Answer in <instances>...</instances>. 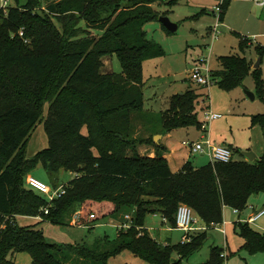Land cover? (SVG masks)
Listing matches in <instances>:
<instances>
[{"label": "trees", "instance_id": "trees-1", "mask_svg": "<svg viewBox=\"0 0 264 264\" xmlns=\"http://www.w3.org/2000/svg\"><path fill=\"white\" fill-rule=\"evenodd\" d=\"M13 1L0 9V264H11L9 255L21 251L31 254L33 264H108L124 250L153 264H185L202 247L207 230L193 233L189 242L163 244L145 227L148 213L161 212L177 227L179 205L187 204L212 228L224 222L225 206L242 212L253 195L264 192V153L252 162L233 158L197 167L189 160L174 172L164 156L166 147L154 141L156 134L203 123L201 93L193 88L173 95L162 112L144 109V64L166 55L145 27L159 20L154 4L163 0ZM230 3L224 4L222 19ZM239 36L244 52L252 41ZM256 50L263 57L264 46ZM113 54L122 72H102L103 57ZM220 61L213 76L227 89L242 86L253 67L244 54L222 55ZM253 73L264 99L262 71ZM136 117L160 130L147 140L136 138ZM41 121L49 146L28 157L29 138ZM252 123L264 135V113L254 114ZM144 142L156 147L155 156L140 154ZM38 165L53 181L62 171L76 174L51 203L27 183ZM78 212L80 224L126 214L132 222L115 239L70 244L77 257L49 242L42 229L19 223L40 216L70 224ZM236 229L244 239L241 249L264 253V232L243 220ZM224 253L225 248L212 246L210 258L198 264H226L237 254Z\"/></svg>", "mask_w": 264, "mask_h": 264}, {"label": "rangeland", "instance_id": "rangeland-1", "mask_svg": "<svg viewBox=\"0 0 264 264\" xmlns=\"http://www.w3.org/2000/svg\"><path fill=\"white\" fill-rule=\"evenodd\" d=\"M1 3L0 0V5ZM13 3V0H9L8 6ZM217 3V0H163L154 4L160 12V16H168L179 27L177 31L168 33L163 28L160 20L151 21L145 27L148 37L159 42L165 49L166 55L148 60L144 64V109L147 113L162 112L168 108L170 97L180 92L184 93L189 88L196 89L198 93H201L198 104L200 119L204 120L207 107L221 116V118L210 124L208 135L214 142H225L233 145L235 149L233 153L237 155L236 157L244 160L241 152L246 151L248 148H252V151L256 154L259 152L258 155L264 153L263 131L259 125H253L252 123L253 114L264 113V99L258 95L253 73L260 56L256 46H264V7L257 6L251 1L231 0L229 7L226 9L225 17L218 27L220 33L214 38L209 30L215 28L217 23V17L212 13ZM239 35L249 36L252 41L251 46L244 52L240 49L241 38ZM229 54H244L253 63L252 70L245 78L242 86L233 89L224 88L216 76L212 77L211 84L206 87L192 80L190 76L192 69L197 66L205 68L207 62L204 61L206 60L209 61L212 70L220 69L222 66L220 57ZM258 68L261 69L264 78V55ZM122 69V64L116 54L103 57L102 72H122ZM247 91L254 92L256 98L251 99L247 95ZM207 94L209 99H206ZM215 105L218 108L215 109ZM217 109L218 111H216ZM47 110L48 104L45 107V112ZM135 127V137L144 140H147L156 130H160V128L154 129V127L145 125L139 117L138 119L136 117ZM202 133L196 125L179 127L173 130L172 145L177 150L186 149L183 141H195L200 138ZM159 142L161 143V139ZM145 144L153 145L147 142L139 144L140 154ZM48 146L49 137L44 123L41 121L29 138L27 155L33 157ZM155 151L157 153L156 147ZM201 157L206 156L200 153L192 156L193 164L204 166L209 163V161H206L202 165L199 164L197 160ZM31 175L50 184L54 182L65 184L76 176L73 172L62 171L58 181H53L55 177L42 165H38L32 170ZM252 198H255L256 209H262L264 206V192L253 195ZM231 209V216L234 219L231 221L229 240L232 246L233 237L239 238L241 236L236 229V221L239 220L238 213L232 207ZM195 215V225L200 227V218L196 213ZM88 221L89 218L85 222ZM145 221V225L150 228L151 234L158 240L164 242L166 238L171 237L174 244L181 242L184 231L180 228H173L172 224L168 220L165 221L161 214L148 213ZM19 223L34 225L36 228L42 229L49 242L55 243L58 248L64 249L73 257H77V254L74 250L68 248L70 244L84 242L92 244L95 240L104 236L115 239L119 233L117 223L112 215L100 217L91 229L82 225L56 224L31 217L20 218ZM252 225L264 232V217L258 222L252 223ZM169 228H172V231ZM226 229V223L212 228L204 226L203 229H198L197 232L207 230V238L199 250L184 260L185 264H198L207 261L211 256L212 246L217 245L225 248ZM240 254L247 257V261L250 262L251 256L245 249H242ZM259 255H264V253ZM133 257H135V254L131 250H124L112 256L108 264H153L143 261L137 263L133 260ZM9 259L11 264H33L32 256L27 251L11 253ZM226 263H228V257ZM244 263L247 262L244 261ZM261 264H264V262Z\"/></svg>", "mask_w": 264, "mask_h": 264}, {"label": "built area", "instance_id": "built-area-1", "mask_svg": "<svg viewBox=\"0 0 264 264\" xmlns=\"http://www.w3.org/2000/svg\"><path fill=\"white\" fill-rule=\"evenodd\" d=\"M217 1H218L217 5L212 10V13L217 17V23L215 25V28L211 29V34L213 35L214 38H216L220 33L218 27L220 25V22L222 21L223 6L228 0H217ZM244 1H252L260 7H264V0H244ZM1 2L2 3L0 5V9L7 10L9 8L8 6L9 0H1ZM20 34L23 35V31H21ZM204 62H207V66L205 68L201 66L195 67L194 69H192L190 76L194 82H196L201 86L206 87L209 86L212 82L213 70L211 69L208 60ZM206 99H209L208 94L206 95ZM219 117H220L219 114L212 112L207 107L205 111V117L200 128L201 131L203 132L201 138L196 141H190V140L184 141V145L189 146L193 153H205L209 155L212 163H215L217 161L229 162L233 159V150L231 148L215 143L211 139L210 135H208L210 124ZM27 183L31 187L35 188L40 193H42L50 203L65 193L64 184L55 188L51 184L43 180H40L39 178L31 174L27 176ZM49 207L50 204L45 207L46 214L49 213ZM235 211L239 212L238 210ZM195 216H196L195 211L191 206L187 204L179 205L176 215V223H177V227L184 231V235L181 241L182 243L191 241L193 232L195 230L203 229V227L198 228L195 225L196 223ZM263 216H264V208L251 215L247 221L250 223H254L257 222ZM91 217H94V214ZM36 218L40 219L41 217L38 216ZM125 219H127L129 222H123L120 225L121 228L130 227L132 221V215L126 214ZM223 256L226 257V252L223 254Z\"/></svg>", "mask_w": 264, "mask_h": 264}, {"label": "crops", "instance_id": "crops-1", "mask_svg": "<svg viewBox=\"0 0 264 264\" xmlns=\"http://www.w3.org/2000/svg\"><path fill=\"white\" fill-rule=\"evenodd\" d=\"M209 31L211 33V29ZM204 90H205V88H204ZM180 94H181V92H180ZM171 98L172 97H170V99H169V103H170ZM168 107H169V105H168ZM216 107L218 108V106L215 105L214 108L216 109ZM216 111H218V109ZM219 118H221V116ZM215 120L213 122H215ZM200 132H202L201 129H200ZM172 133H173V131H171V132H169L167 134H162L163 137L161 138V143L166 147V150L164 151V156L168 159V161L170 163V166H171V169L174 172H178L179 170L182 169V167L189 160L192 162V156L196 155V153H193L191 151V149H190L189 146H186V149H184V148L179 149V150L175 149L173 147L172 141H171V139L173 138ZM210 134H211V130H210ZM201 136H202V134L200 135V138H201ZM200 138H198L197 140H199ZM184 141H186V140H184ZM184 141H183V144H184ZM215 143H217L219 145L227 146V147L231 148L233 150V152H235V149H234V146L233 145L227 144L225 142H215ZM247 150H251L252 151V148H248ZM141 154L142 155L155 156L156 155L155 146L154 145H148V144L147 145L146 144L143 145V149H141ZM200 154H202L203 156H206V157H201V159H198L197 161H198L199 164L202 165V163H206V161L211 162V159H210V156L209 155H207L205 153H200ZM241 154L243 155L242 152H241ZM258 154H260V153L258 152ZM258 154H257V158L259 156H261V155H258ZM234 155H235V153H233V158L234 159H236V160H242L240 157H236L237 155H235V156ZM243 159L244 160H247V158L245 156H244ZM197 167H198V165H197ZM61 185H63V184H61ZM254 200H255V198H252L251 197L250 203H249V207L246 210L242 211V212H237L238 213V216H239V220L247 221L251 215H253L254 213H256V212H258V211H260V210H262L264 208V206H263L262 209L257 210L256 209V206H255ZM263 205H264V203H263ZM153 213L154 214H161L162 217L164 218V220L165 221L167 220L163 216V214L161 212H153ZM231 215H232V209H231V207L230 206H225V208H224V222L221 224V225H223L224 223H226V228H227L226 229V231H227V238H226V242H225V245H226L225 252H226L227 255L230 254V253H232V252H237V254L235 256L228 257V263H226V264H261V263H263L264 262V255H259V254H263V253H258V254H254V255H251V254L248 253L251 256L250 257V262L247 261V257L241 256V254H240L241 253V250H242L241 247L244 244V239L243 238H241V237H239V238L233 237V239H232L233 245L231 246V243H230V240H229L230 239V228L232 226L231 225L232 224L231 221H233V219H234V218H232ZM245 216H248V217H245ZM263 217H261V218H263ZM34 218L37 219L36 217H34ZM113 218H114V220L117 223L118 230L121 229L120 225L123 222H129L127 219H125V215L124 216L121 215L119 217L113 216ZM78 220H79V212L74 215V217H73V219H72V221H71L70 224L71 225H73V224L74 225L75 224L76 225H82V226L87 227L88 229H91V228H93L95 226V223H93L90 220L88 222H85V223H82V224H80L78 222ZM200 222H201V226L200 227H204L205 226L204 222L201 221V220H200ZM145 227L148 229L149 233L151 234L150 228L147 227L146 225H145ZM200 227H198V228H200ZM173 228H178V227L173 226ZM171 229L172 228H169L170 231H172ZM195 232H197V230H195L193 233H195ZM151 236H153V235L151 234ZM153 237L156 238L155 236H153ZM182 237H183V235H182ZM156 239L158 240V238H156ZM158 241H160V240H158ZM160 242L163 243V244H168V243L174 244L171 241V237L166 238V240L164 242L163 241H160ZM175 257L178 258V257H180V255H176ZM133 258H134L133 260L135 262H137V263L138 262H141V261L148 262V261H145L142 258L138 257L137 255H135V257H133ZM138 260H140V261H138ZM244 261H246L247 263H244ZM138 264H145V263H138Z\"/></svg>", "mask_w": 264, "mask_h": 264}, {"label": "water", "instance_id": "water-1", "mask_svg": "<svg viewBox=\"0 0 264 264\" xmlns=\"http://www.w3.org/2000/svg\"><path fill=\"white\" fill-rule=\"evenodd\" d=\"M159 20L161 21V23L171 32H175L178 30V24L173 22L168 16H160ZM262 57L259 56L258 62L255 64V68H258L260 65ZM183 92H181L182 94ZM247 95L251 98V99H255L256 98V94L254 92L251 91H247ZM163 137L162 134H157L154 137V141L156 143H159V140ZM243 155L247 158L248 161L252 162L257 158V154L254 153L251 150H246L242 152Z\"/></svg>", "mask_w": 264, "mask_h": 264}]
</instances>
